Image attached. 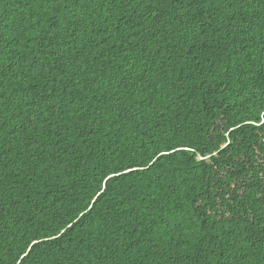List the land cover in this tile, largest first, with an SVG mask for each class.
<instances>
[{"label": "snow or ice", "instance_id": "obj_1", "mask_svg": "<svg viewBox=\"0 0 264 264\" xmlns=\"http://www.w3.org/2000/svg\"><path fill=\"white\" fill-rule=\"evenodd\" d=\"M27 7L16 37L0 30V264H264V0ZM114 32L127 41L118 73L115 56L105 70L87 55L101 41L115 51ZM69 60L91 75H61ZM185 107L223 115L190 136ZM121 132L134 160L97 153L84 174L60 155ZM136 181L139 202L128 199ZM61 185L85 193L67 210Z\"/></svg>", "mask_w": 264, "mask_h": 264}, {"label": "trees", "instance_id": "obj_2", "mask_svg": "<svg viewBox=\"0 0 264 264\" xmlns=\"http://www.w3.org/2000/svg\"><path fill=\"white\" fill-rule=\"evenodd\" d=\"M27 2H29V0H7V2L3 5V14L2 16H0V20L3 21V28L0 30L6 29L5 34L9 38L16 37L17 33L20 31V27L23 26V23L30 19L33 10L27 7ZM52 19L53 18L51 17H46L44 27L50 26V21ZM117 26H119V24H117ZM127 30L128 29H123V31H127ZM41 34L43 35V27L41 28ZM29 35H31V33H29ZM114 36L115 38L109 37L108 43L113 45L115 51L109 50L107 46L103 45V41H101L102 47L100 50H96L95 48H93V51L96 54L95 58H93L91 54H87L89 56V61L93 67L103 68L106 70L110 64H116V61L111 59L112 57L115 56L116 60L120 61V64H116V72L117 73L119 72L120 66L123 65V60L127 59V57L123 56V53L121 51L123 44L126 43L127 41L123 37L122 33L114 32ZM97 39L100 38L98 37ZM132 43H135V41H132ZM68 63L70 67L64 69L63 72H61V75H64V73L67 72L71 76H73V78L76 80H80L85 75V73L91 75V71L89 69H85V72H79L78 70L74 72L73 69H76L77 67L76 63L71 60H69ZM64 83L65 84L71 83V81L68 79V76H65ZM81 95L83 94L81 93ZM89 95L91 94L89 93ZM101 99H103V97H101ZM93 100H96L97 104H99L100 102L96 97H92L91 100L86 98L84 100V103L91 104ZM184 111L187 112L188 114L187 116H185L183 112L180 113L181 118L184 120V124L182 125V127H184L186 134L190 136H195L197 133H200L201 135H206V133L200 131L201 125H204L205 127H207L208 131H210L211 127L208 121L214 122V119H218L219 116L223 115V113H221L219 109H217L215 112L205 111L202 114H197L195 109H193L191 112H188L187 107H185ZM205 117L208 118L207 121L204 119ZM197 120H199V123H194ZM141 123H143V121H141ZM193 129H195V131H193ZM156 131H160V130L156 129ZM118 135L121 137L120 139H117ZM125 135H127L126 132L113 133L112 139L115 141V143L109 144L106 141L104 148H101L99 144L95 142L92 145L85 146V142L78 141L77 144L75 145V149L77 152L80 153L79 156H72L71 152H69L68 156H63L62 152L60 153V155L62 159L65 161L71 159L73 162H79V167L84 174H88L93 170L91 168L92 164L100 163V161L97 159V155H96L97 153L104 155L106 158L107 155L110 152H112L113 149H115L121 154L129 153L130 160H134V158L131 157V154L129 152V150L132 149V145L126 144L123 140V136ZM254 135H255L254 133H250L249 138L254 137ZM128 139L131 140L132 137L128 136ZM135 143L137 147H139V142H135ZM54 148L55 146H53L52 148H48L47 151L52 155H56ZM29 150L31 151V149ZM253 152H255V149H253ZM133 166L135 167L137 165L133 163ZM77 175L79 176V173H77ZM150 180H153V176L145 174L143 177V183H148ZM127 183L128 182H126L125 186H127ZM140 183H141L140 181H136L133 184V188L135 191L129 195L128 197L129 200H131L133 196H135L137 202H139L138 193H140L141 189L137 188V184ZM161 183H163V181H161ZM152 187L156 188L158 187V185L153 183ZM58 191H62L64 193V196L61 199L63 200L62 206L65 207V210H67V206L73 198L78 199L79 197L85 194L83 188L74 191L73 188L68 185H61ZM163 195H165V193L163 192L157 193L158 197ZM149 207L156 209V211L152 212L151 215L157 216L158 218L161 217L162 214L159 213V207H160L159 205L149 204ZM177 207H179L178 202H177ZM137 215H139L138 211H137ZM110 219L115 220L116 217H110ZM117 261H120V264H122V258L120 257L113 258V264H117Z\"/></svg>", "mask_w": 264, "mask_h": 264}]
</instances>
